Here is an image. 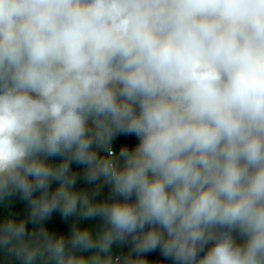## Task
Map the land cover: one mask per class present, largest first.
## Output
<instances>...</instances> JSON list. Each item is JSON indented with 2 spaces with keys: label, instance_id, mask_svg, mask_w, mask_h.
<instances>
[{
  "label": "clouds",
  "instance_id": "clouds-1",
  "mask_svg": "<svg viewBox=\"0 0 264 264\" xmlns=\"http://www.w3.org/2000/svg\"><path fill=\"white\" fill-rule=\"evenodd\" d=\"M0 264H264V0H0Z\"/></svg>",
  "mask_w": 264,
  "mask_h": 264
},
{
  "label": "trees",
  "instance_id": "trees-1",
  "mask_svg": "<svg viewBox=\"0 0 264 264\" xmlns=\"http://www.w3.org/2000/svg\"><path fill=\"white\" fill-rule=\"evenodd\" d=\"M121 142H126V143H129V144H132V143L135 142V138L134 137L133 138H127V139L121 138V140H118V141L114 142V145H113L114 148H118L119 147V143H121ZM46 226L49 227L50 229H55V230L61 231V232H66L67 231V224H66V222L61 220L58 212L53 213L52 218L49 221H47V225ZM147 255H148V259L149 260L163 259L162 257L159 256L158 252L150 253V254H147Z\"/></svg>",
  "mask_w": 264,
  "mask_h": 264
}]
</instances>
